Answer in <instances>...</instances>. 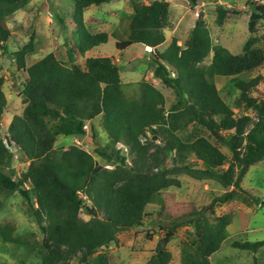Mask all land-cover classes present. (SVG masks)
I'll list each match as a JSON object with an SVG mask.
<instances>
[{"label":"trees","instance_id":"16d2710c","mask_svg":"<svg viewBox=\"0 0 264 264\" xmlns=\"http://www.w3.org/2000/svg\"><path fill=\"white\" fill-rule=\"evenodd\" d=\"M130 1L132 13L122 16L119 28L109 35L91 33L85 13L111 0H74L72 22L77 40L74 44L66 41L67 61L48 54L28 66L27 59L38 54L34 39L11 54L17 70L27 79L21 91L23 113L8 126L7 142L0 136V214L7 201L18 195L42 237L32 244L18 236L14 225L0 224V246L12 253L16 264H72L73 260L78 264H110L108 257L97 254L117 243L120 233L142 226L149 205L164 210L160 194L180 188L177 176L181 174L233 187L215 198L212 206L233 201L262 204L241 187V182L248 169L264 159V99L254 96L262 77L243 76L264 65V51L255 48L258 40L254 36L264 22V4L250 3L251 37L243 53L236 55L213 45L203 17L182 45L172 37L168 46L159 50L171 25L169 0ZM187 1L195 8L203 0ZM23 3L0 0V56L8 52L11 38L7 21ZM216 14L218 26H223L237 12L218 6ZM110 37L116 39L121 53L136 45L151 49L149 68L154 79L174 95L169 107L164 94L146 80L133 84V89L126 85L131 89L126 92L121 70L110 57L75 62L76 57L106 44ZM211 55V62L205 65ZM216 77L231 78V93L239 92L235 106L252 112L253 117L236 115L222 98ZM4 85L0 78V130L8 105ZM99 117L108 138L104 146L96 141L93 122ZM193 126L209 133L215 143L205 136L183 142L179 131ZM89 134L93 153L103 165L80 146H57L60 137ZM142 138H146L144 143ZM120 144L128 148L130 161L118 150ZM9 145L16 146L29 162L21 175L13 168L15 157ZM219 146L230 153V159ZM207 210L194 209L185 221L166 214L165 219L170 220L162 227L164 237L156 245L151 264H170L168 245L185 225L193 228L195 239L183 248L181 264H211L229 236L233 215L225 214L212 222ZM232 247L257 254L264 249V241L236 240Z\"/></svg>","mask_w":264,"mask_h":264},{"label":"rangeland","instance_id":"374dc122","mask_svg":"<svg viewBox=\"0 0 264 264\" xmlns=\"http://www.w3.org/2000/svg\"><path fill=\"white\" fill-rule=\"evenodd\" d=\"M252 1L264 4V0H203L197 7L192 8L187 0H169L171 25L166 31V42L159 50L163 51L172 37L178 38L179 44L182 45L190 36L199 18L203 17L214 46H223L236 55L242 54L244 45L251 37L248 31V21L251 15L250 3ZM218 6L235 10L237 14L229 18L223 26H218L216 14ZM73 13L74 0H24L22 8L8 19V27L11 31V38L7 43L8 52L0 56V78L5 81L4 93L8 102L7 110L1 120L0 130V136L5 142H7L8 126L15 116L22 115L25 108L21 91L22 84L27 79L23 71L17 70L11 54L22 49L34 39L38 54L27 59L28 66L48 54H54L61 61H67L66 41L74 44L77 40L75 26L72 22ZM130 13H132L130 0H111L110 3L102 6L90 7L85 13V22L93 34L105 32L112 35L119 28L121 17L129 16ZM121 30L124 28L122 27ZM254 36L258 40L255 48L264 51V22L259 24L258 31ZM150 51V48L136 45L121 53L116 48V39L110 37L106 44L93 48L84 56L76 57L75 62L84 64L88 58L110 57L121 70V79L126 92L133 89V84L146 80L164 94L169 107L174 102V95L154 79L149 68ZM211 58L212 55L206 60L205 65L211 62ZM243 76L245 78L262 77L254 96L264 99V65ZM230 79L216 77V85L222 98L233 107L238 117L243 114L253 117L252 112H244L235 106L239 92L231 93ZM126 85H131V89L128 90ZM93 123L98 132L97 143L100 146L106 145L108 138L103 131L102 118H97ZM178 135L185 143L193 142L200 136H205L215 143L209 133L196 126L182 129ZM59 145H61L59 148L64 149H69L73 145L80 146L94 155V142L90 134L83 138L60 137L57 142V146ZM9 146L15 157L13 168L18 175H21L27 170L29 162L16 146ZM117 148L130 161L128 148L122 144ZM219 148L230 159V153L222 146ZM94 157L99 164L103 165L96 155ZM107 168L111 170L113 166H107ZM177 178L182 182L180 188L172 187L160 194L165 204L164 210L161 211L159 206L149 205L145 210L146 216L142 226L120 233L117 243L110 244L97 255L108 257L110 264H151L156 245L164 237L162 227L170 220L165 219V215L168 214L185 221L194 209L207 208L206 216L212 222L216 217L225 214L233 215V221L227 229L229 236L221 249L211 258V264H264V249L257 254H252L232 247V243L236 240L264 241V159L252 165L241 182V187L245 191L261 199L262 204L260 205L233 201L212 206L215 198L232 191L233 187L224 188L214 181L198 180L186 174L178 175ZM210 211H213L214 215ZM83 218L88 219L85 215ZM6 223L14 225L18 236L30 243L41 241L39 230L36 224L27 217L26 206L18 195L7 201L5 210L0 214V224ZM194 239L192 227L185 225L178 228L175 238L168 245L172 254L170 264H181L183 248ZM94 261L93 258L92 262ZM3 262L16 264V258L11 252L4 251L0 246V264ZM71 263L78 264L75 260Z\"/></svg>","mask_w":264,"mask_h":264},{"label":"built area","instance_id":"2783aa9c","mask_svg":"<svg viewBox=\"0 0 264 264\" xmlns=\"http://www.w3.org/2000/svg\"><path fill=\"white\" fill-rule=\"evenodd\" d=\"M149 135V133H148ZM141 141L144 143L146 141V138H142Z\"/></svg>","mask_w":264,"mask_h":264}]
</instances>
